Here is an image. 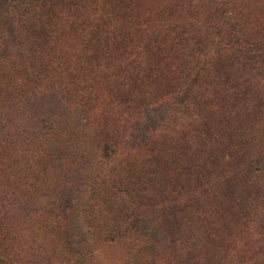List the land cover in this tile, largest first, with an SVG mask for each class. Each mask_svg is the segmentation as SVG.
<instances>
[{
	"label": "trees",
	"instance_id": "16d2710c",
	"mask_svg": "<svg viewBox=\"0 0 264 264\" xmlns=\"http://www.w3.org/2000/svg\"><path fill=\"white\" fill-rule=\"evenodd\" d=\"M94 249L264 264V0H0V264Z\"/></svg>",
	"mask_w": 264,
	"mask_h": 264
},
{
	"label": "rangeland",
	"instance_id": "374dc122",
	"mask_svg": "<svg viewBox=\"0 0 264 264\" xmlns=\"http://www.w3.org/2000/svg\"><path fill=\"white\" fill-rule=\"evenodd\" d=\"M74 229L76 230V235L78 234V237L83 236L88 242L92 241V237L88 232L86 222L84 221L81 213L78 214L75 220ZM78 244L82 246L81 243ZM110 254H111L110 251L105 252L94 249V256H96L97 260H99L103 264H112L114 262L115 257H111Z\"/></svg>",
	"mask_w": 264,
	"mask_h": 264
}]
</instances>
